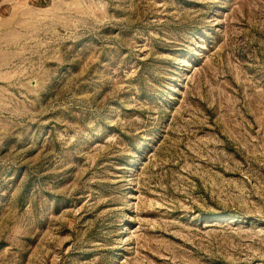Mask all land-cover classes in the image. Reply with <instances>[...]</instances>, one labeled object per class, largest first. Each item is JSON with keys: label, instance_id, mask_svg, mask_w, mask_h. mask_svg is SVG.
<instances>
[{"label": "rangeland", "instance_id": "1", "mask_svg": "<svg viewBox=\"0 0 264 264\" xmlns=\"http://www.w3.org/2000/svg\"><path fill=\"white\" fill-rule=\"evenodd\" d=\"M0 264H264V0H0Z\"/></svg>", "mask_w": 264, "mask_h": 264}]
</instances>
